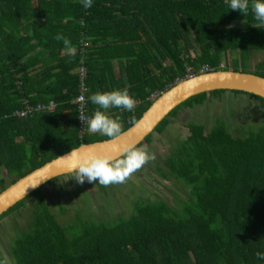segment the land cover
Masks as SVG:
<instances>
[{"label":"trees","instance_id":"16d2710c","mask_svg":"<svg viewBox=\"0 0 264 264\" xmlns=\"http://www.w3.org/2000/svg\"><path fill=\"white\" fill-rule=\"evenodd\" d=\"M58 34L75 52L65 50ZM259 52L264 23L251 9L246 16L231 10L229 0H93L87 9L83 0H0V192L82 144L109 140L80 135L73 102L82 66L88 97L127 88L136 100L134 112L107 110L124 132L133 126L131 117L138 121L189 73L264 77V60L245 71ZM228 54L236 56L232 68L222 66ZM228 92L264 105L263 98L240 91L203 93L172 111L154 133L164 134L182 108ZM25 102L57 107L15 116ZM88 110L90 116L96 110L90 101ZM188 128L190 136L171 148L159 169L188 186L186 199L141 200L130 217L108 221L78 213L61 224L41 188L0 217L33 199L28 226L12 246L15 264H264L256 256L264 253V127L245 137L224 121L208 130ZM152 141L153 134L139 147Z\"/></svg>","mask_w":264,"mask_h":264},{"label":"rangeland","instance_id":"374dc122","mask_svg":"<svg viewBox=\"0 0 264 264\" xmlns=\"http://www.w3.org/2000/svg\"><path fill=\"white\" fill-rule=\"evenodd\" d=\"M235 59L236 56L228 54L223 58L222 66L232 68ZM262 60L264 52L255 54L245 71H253ZM216 121L228 123L235 136L245 137V133L264 127V105L246 95L234 96L228 92L222 98H210L203 105L182 108L164 134L154 133L152 143L141 146L154 153L155 160L144 165L125 183L105 187L99 185L98 180L92 183L85 180L80 184L75 179L76 174H71L46 184L42 194L61 224L72 223L78 213L83 217L91 215L93 219L108 221L130 217L134 205L141 200L173 203L186 199L188 186L172 177H164L159 169L171 148L190 136L189 124L204 125L208 130ZM32 204L33 199L28 200L20 212L0 221V260L7 257L8 264H15L12 246L21 230L28 226ZM60 208L65 210L64 213Z\"/></svg>","mask_w":264,"mask_h":264},{"label":"water","instance_id":"95a60500","mask_svg":"<svg viewBox=\"0 0 264 264\" xmlns=\"http://www.w3.org/2000/svg\"><path fill=\"white\" fill-rule=\"evenodd\" d=\"M219 90L240 91L264 99V77L242 71L219 70L182 80L162 93L137 121L136 126L124 131L115 143L105 140L82 144L74 150L79 157L115 156L122 153L126 147H139L147 137L154 134L157 127L170 113L183 103L200 94H209ZM72 151L33 170L0 192V217L51 181L62 176L76 174L75 171L69 170L74 160L61 159L70 156Z\"/></svg>","mask_w":264,"mask_h":264},{"label":"clouds","instance_id":"9594fccd","mask_svg":"<svg viewBox=\"0 0 264 264\" xmlns=\"http://www.w3.org/2000/svg\"><path fill=\"white\" fill-rule=\"evenodd\" d=\"M92 6L93 0H83L84 8L87 9ZM229 7L231 10H238L244 16L251 9L254 19L264 23V0H251V3L250 0H229ZM55 39L62 41L65 45V50L69 53L75 52L76 49L71 44V41L62 34H58ZM88 99L96 106V110L87 121L80 114V120L84 122L88 132L100 133L108 137L110 142L115 143L123 135L122 122L119 117L112 118L108 115L107 110L117 108L134 112L136 100L129 94L127 88L108 92L97 91L91 94ZM129 123L136 126L137 120L135 116L130 118ZM155 158V154L150 153L146 147L133 146L126 147L122 153H118L115 156L88 155L79 157L76 150L73 149L70 156L61 159L74 160L69 170L75 171V179L80 184H83L85 180L89 183L98 180L99 185L107 187L113 184L125 183L134 173L141 170L150 161H154ZM256 256L258 259L264 260V253L257 252ZM0 264H8L7 257L0 260Z\"/></svg>","mask_w":264,"mask_h":264},{"label":"built area","instance_id":"2783aa9c","mask_svg":"<svg viewBox=\"0 0 264 264\" xmlns=\"http://www.w3.org/2000/svg\"><path fill=\"white\" fill-rule=\"evenodd\" d=\"M84 47H88L89 43L88 42H83ZM208 70V68H203L202 71ZM194 73H189L187 75V78H192L194 77ZM88 91H89V86L87 83V69L82 66L79 69V95L76 97L74 100V104L77 107V120H78V126H79V131L80 135L84 136L85 134L88 133L87 128L80 120V114L83 115L85 118V121L89 119L91 116L89 115V110H88V105H89V100H88ZM155 96L153 95L151 99H154ZM25 107L21 110H18L15 112V116L19 118H27L30 116L33 112H42V111H54L57 107L55 102H50L48 105H38L37 107L32 106L28 102L24 103ZM85 127V128H84Z\"/></svg>","mask_w":264,"mask_h":264},{"label":"bare ground","instance_id":"6f19581e","mask_svg":"<svg viewBox=\"0 0 264 264\" xmlns=\"http://www.w3.org/2000/svg\"><path fill=\"white\" fill-rule=\"evenodd\" d=\"M88 43H89V42H88ZM89 45H90V44H89ZM88 47H89V46H88ZM85 48H87V47H85ZM195 76H196V75H195ZM195 76H194V77H195ZM192 78H193V77H192ZM187 79H189V78H187ZM87 80H88V73H87ZM185 80H186V79H185Z\"/></svg>","mask_w":264,"mask_h":264},{"label":"crops","instance_id":"0c3cea01","mask_svg":"<svg viewBox=\"0 0 264 264\" xmlns=\"http://www.w3.org/2000/svg\"><path fill=\"white\" fill-rule=\"evenodd\" d=\"M117 71H118V69H117ZM234 96H236L235 94H233Z\"/></svg>","mask_w":264,"mask_h":264}]
</instances>
